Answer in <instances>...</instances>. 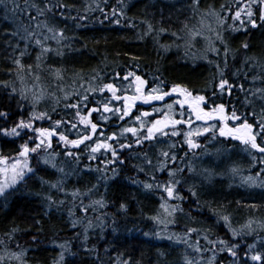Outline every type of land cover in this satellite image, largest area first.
<instances>
[{"label": "snow or ice", "instance_id": "obj_1", "mask_svg": "<svg viewBox=\"0 0 264 264\" xmlns=\"http://www.w3.org/2000/svg\"><path fill=\"white\" fill-rule=\"evenodd\" d=\"M117 2L121 7H111L110 14L96 3L94 9L88 5L83 15L79 10L72 15V6L65 0H0L2 19L8 24L0 31V39L10 63L7 78L0 79V206L28 181L38 178L42 187L64 197L47 191L43 195L47 208L67 206L71 227L82 229L75 238L85 252L94 253L95 248L86 247L89 230L103 228L104 220L97 216L99 223L94 224L88 213L108 206L111 182L120 177L129 161H135L136 176L128 181L159 201L156 214L149 219L162 227L153 235L184 245L183 264H223L222 257L227 264H264V252L255 251L256 243H242L245 237L264 232V220L250 218L236 227L230 214L205 201L216 222H222L227 230L224 237L209 235L211 228L168 231L178 215L190 216L191 204L187 213L184 207L189 201L198 212L202 210L204 182L213 180L215 169L234 149L247 153L253 167L257 163L261 167L254 175L244 176L233 164L227 174L233 179L239 176L248 187L264 188V62L246 56L231 80L227 75L229 59L236 58L229 36L264 27V0H228L218 8L209 0H183L186 16L175 30L171 24L166 27L163 18L156 24L141 20L146 26L141 39L151 36L164 52L183 49L186 58L203 60L214 69L210 91L200 92L183 84L169 86L162 74H154L150 84L138 74L139 65L123 75L114 72L108 76L100 67L87 74L72 71L69 75L67 68L55 62L54 58L65 56L66 49L78 50L73 49L74 37L68 35L67 24L61 27V22L72 20L74 27H84L81 22L88 20L87 12L98 10L103 16L101 23L121 26L124 0ZM124 26L135 25L129 22ZM165 35L169 43H161ZM240 47L247 51L249 44L242 41ZM241 76L249 86L238 83ZM137 105L150 107L140 109ZM113 125L116 130L109 131ZM9 143L12 151L3 146ZM49 169L58 174L55 182L42 175ZM84 173H95L96 183L68 191L67 179ZM97 194L99 198L93 199ZM249 206L256 208L255 204ZM76 209L82 217L76 215ZM119 209L127 211V205L121 202ZM34 223L39 225L40 220ZM20 231L13 226L4 233L6 238H0V264H29L32 249L19 242ZM38 243L34 235L32 244ZM72 243L71 239L54 242L60 251L52 264H65V254H75ZM259 243L264 246V239ZM95 258L100 259L98 254ZM115 264L139 262L129 256L117 258Z\"/></svg>", "mask_w": 264, "mask_h": 264}, {"label": "trees", "instance_id": "obj_2", "mask_svg": "<svg viewBox=\"0 0 264 264\" xmlns=\"http://www.w3.org/2000/svg\"><path fill=\"white\" fill-rule=\"evenodd\" d=\"M65 2L72 6V15H77V10L79 14H85V8L91 5L94 9L96 3L104 7L105 12L109 14L111 7L117 9L121 7L117 0H107V5L104 4V0H65ZM209 2L218 8L221 4L228 3V0H209ZM182 3L183 0H124L125 17L121 21V26L110 21L101 23L103 16L98 10L87 12L88 20L81 22L86 25L84 27H74L76 22L72 20L61 22V27L67 24L68 35L74 37L73 49L78 50L66 49L63 58H54V60L57 64L67 68L69 75L72 71H83L87 74L97 67L103 68L108 76L114 72H120L123 75L127 70H135L132 66L139 65L138 74L148 78L150 84L154 74H162L169 86L183 84L197 92L205 89L210 91L209 81L212 79L214 69L210 68L206 62L203 60L194 62L186 58L183 49L172 48L167 52L162 49L158 50L151 36L140 38V34L146 27L141 20L156 24L163 18L166 27L171 24L172 30L179 28L180 22L186 16V12L181 7ZM2 16L3 11L0 9V31L8 28ZM129 22L135 26H124ZM242 41H247L249 44L247 51L240 47ZM169 42L166 35L161 36V43ZM229 45L236 54L235 60L229 59L227 75L231 80L232 73L242 67L246 56L264 62V27L249 28L247 33L231 34ZM6 55L4 42L0 39V79L7 78V69L10 67ZM132 57H138V59L133 60ZM239 82L249 86V81L244 80L243 76L240 77ZM232 99L236 103V97ZM149 107L137 105L140 109ZM53 118L58 117L54 115ZM112 130H116L115 125L109 128V131ZM3 146L6 151H12L13 146L10 143ZM57 151L61 149L57 148ZM224 159L225 162L215 169L217 175L213 180L204 182L200 195L202 210L198 212L195 203L189 201L184 207L187 213L189 204H191L190 216L178 215L176 223L169 226V232L183 233L186 228L190 227L201 230L211 228L209 235L224 237L227 230L222 222H216V217L209 211L205 201L210 202L212 208L230 214L233 225L236 227L250 218L258 221L264 220V188L248 187L241 183L239 176L233 179L227 174V169L233 164L240 167L241 174L244 176L254 175L261 165L257 163L253 167L251 157L239 148L234 149L233 154ZM133 163L135 161H129L120 177L111 182L106 195L108 206L98 212L88 213V218L92 219L94 224L99 223L96 220L97 216L104 220L103 228L94 227L89 230L86 247L95 248L96 252H85L80 241L75 238V233L82 229L71 227L67 206L59 208L53 206L50 210L47 208L43 200V195L47 191H51L54 197L59 196L61 199L64 197L54 190H48L46 186L42 187L38 178L28 181L21 191L9 196L6 205L0 206V238H6L4 233L13 226L19 228L21 230L17 233L19 242L26 248L32 249L28 252L29 264H52L60 251L54 246V242L69 239L73 241L72 252L75 254L66 253L65 264H101V262L102 264H115L117 258L129 256L139 264H183L184 245L175 244L167 239H159L153 235L162 227L149 219L156 214L159 201L155 195L130 184L128 177L136 176L132 168ZM220 172L225 174L221 176ZM42 175L45 179L55 182L58 174H53L49 169L47 174L42 173ZM95 176V173H84L80 177L70 176L66 182L68 191H71L73 187L83 190L90 183H96ZM139 178L144 179L143 176ZM103 192L101 188L100 194ZM100 194L94 196L93 199H98ZM85 202L87 203V200ZM121 202L127 205V211L119 209ZM0 204H2V198H0ZM252 204L256 205L255 209L249 206ZM75 211L78 217L83 216L78 209ZM35 220H40V224L36 225ZM113 228L116 229L115 232ZM144 233H149V235L145 236ZM34 235L39 239V243L35 245L32 244ZM200 235L201 237L204 235L203 231ZM261 239H264V232L247 236L242 243H256L255 251L264 252V246L259 243ZM203 243L201 239V244ZM105 249L108 250L107 253ZM97 254L100 257L99 260L95 258ZM221 259L223 264H227L226 258ZM249 264L252 262L249 261Z\"/></svg>", "mask_w": 264, "mask_h": 264}, {"label": "rangeland", "instance_id": "obj_3", "mask_svg": "<svg viewBox=\"0 0 264 264\" xmlns=\"http://www.w3.org/2000/svg\"><path fill=\"white\" fill-rule=\"evenodd\" d=\"M143 106H145V105H143ZM146 107H149V106H146ZM208 158H205V160H207ZM216 162H218V161H216ZM207 166V165H206Z\"/></svg>", "mask_w": 264, "mask_h": 264}]
</instances>
